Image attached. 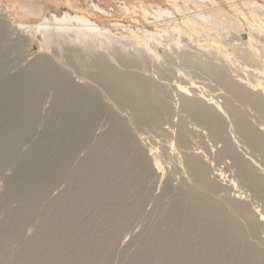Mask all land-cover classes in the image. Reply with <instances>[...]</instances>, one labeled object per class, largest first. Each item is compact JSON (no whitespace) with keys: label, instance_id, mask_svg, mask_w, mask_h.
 <instances>
[{"label":"bare ground","instance_id":"6f19581e","mask_svg":"<svg viewBox=\"0 0 264 264\" xmlns=\"http://www.w3.org/2000/svg\"><path fill=\"white\" fill-rule=\"evenodd\" d=\"M4 1L9 6H11L9 8H11L12 11L10 12H12V14H14V16H16L17 18L19 17V19L21 18H28V19L42 18L48 15V14L46 15V13H51V10H54V13L52 14L51 18L61 24L63 23V24L71 25L70 23L72 22L84 20L87 26L89 27L87 30H81L85 34V42L80 43L79 45H76V46L73 45V47L70 49H67L65 53L68 56V59L71 63L79 62L80 64L82 63L83 65L84 62L93 61L92 64L96 66L95 68L99 72L95 70L96 72H98V74L96 78L93 79L94 77L89 78L90 77L89 75H88L89 77L88 76L86 77V75L83 76L79 74V71L77 70L75 71L78 73V75L74 77L75 81L74 80L72 81L76 83V86H77L76 88H79L81 92H83L86 96H88L85 100L83 97V94H81L82 96L80 95V91L70 87L71 84L70 86H66V85L63 86L62 84L58 83L56 80H55L56 82L55 81L52 82L51 79L49 81H44L42 76L38 73V71L36 72L35 69H34L35 71L30 70V68L32 69L31 63L29 66H27L28 69H26L27 67H25L23 69L25 71L22 70L21 72L22 75L20 76L19 79L18 77L16 79H12L13 77L17 76V74L8 79L2 78V76L4 77L6 75H8L9 77L10 76L9 74H11L10 71L13 67L9 69L6 66V59L5 58L3 59L5 55L3 56L4 53L3 54L0 53V78H2L0 79V171H4V170L8 171L9 168L15 167V169L13 168L14 169V172H12L13 174L10 173L12 174V176L7 178L8 179L7 184L4 190L2 191V193L0 194V215L2 214L5 217L4 220L0 223V264H4L6 260L5 259L6 256L4 257L6 253L4 255L3 253L7 249V247L11 245L10 243L12 241L18 240L19 238L21 240L22 239L21 235H24L22 234L23 228L25 231H27L25 229L27 228L26 224H29L30 222H32L31 221L32 219L33 220L36 219V217L33 215H35L37 210H40L39 208L42 207V206L40 207V205L42 201L44 202L47 196H49L50 190H52V188L56 186L57 184L62 183L63 181L67 180L66 177L69 174H67L68 172L66 170L67 168L70 167V164L72 161L71 157L75 153V150L77 149V147L85 143V140L88 138L89 132H91V130H92L91 134L93 136H96L93 133L96 132L95 130L99 122L102 119H104L103 116L105 113L104 114L102 113L103 116L97 119L96 117H94L96 116L95 110H92V108H90L91 106H89L87 101H88V98L95 99L99 97L98 98L100 99L99 101L102 102L101 97L98 95L99 89H100V93H101V90L103 89L104 95L108 97V100L110 102L113 101L114 103L113 102L112 103L115 104L120 110L127 109L125 110V112L129 110L130 113L128 114L129 116L128 122L131 125H133V127L134 126L136 127L134 129H137V127H139L140 129L142 128L146 130L148 128L149 129L153 128L152 126H155L156 124H159L158 122L162 118H163L162 121H164V117L165 118L167 117V119H169L170 121V118L168 117H170L171 115L175 116V114L173 115L174 111L176 110V107L174 106H177V103L175 102L176 105L174 104L170 105L169 103H171L172 100L168 103V99H165V94H166L165 92L166 90L168 92V90L170 89L173 92V95L174 93L176 94L174 97H177V99L179 100L178 102H180L179 104L180 107L177 106V108L179 109L177 111L179 112V114L181 113L180 115L183 114L184 116H186L185 117L186 119L190 117V121L185 120V118H183L184 117L183 115H182L183 117L179 115L180 118H183V120L187 121V123L190 124L191 129H193L192 128L193 126L197 128L195 129L194 127L195 131L193 132L189 130L192 133V135L194 134L196 135V132H197V134L200 136L198 137V135H196L197 138L206 136L207 139L210 140L213 147L216 148V151H214L215 148L214 149L212 148L213 151L211 153L213 154V152H216L215 154H217L216 157L215 156L213 157L214 158L213 161H215L216 158H217L216 160L218 161V163H216L215 161V164H214V163H211L212 157L209 156L210 159L209 160L206 159L209 157H206L205 155L208 156L210 151L208 152L209 150L208 149L207 154H205L204 150H206L209 147L205 149L203 148L204 146H210V143L208 145L204 143V141L206 142L208 141V140H204V138H203L202 143H204L205 145L203 144L204 146L201 148L203 149V153H202V150L199 148L193 151L189 150L191 149V145L189 148V145L187 146V144L190 143V141H192V143L190 144L193 145L194 143L193 145L194 147H192V149H194L196 145L195 144L196 141L194 142L193 139L191 140V136H189L190 132H188V128L190 129V127L185 128V130H187L185 132L189 134L188 136L190 137V141H189V137L187 136V134H185L183 130L184 128H182L183 132L179 131L178 133L175 130L174 131L172 130L174 134L177 133V136L175 134L176 138L174 137L175 139H173L174 141H169L167 144H165L164 140H167V139L165 137H164L165 139L162 138V141L165 144L164 147L162 148L164 150L163 153L170 154L171 152L173 153L175 152L174 154L172 153L173 156L175 154L180 155V156L178 155L174 156V158L176 157V160H177L175 162L177 167L176 166L175 167L177 168V171H178V172L177 171L175 172H177L178 175L180 173V176L182 175L181 177L183 179L182 183L180 182L181 185L177 188H179L178 191L181 193L182 195L181 197L186 199V201H188L187 203H189L188 207L190 208H188V210L190 209V214L188 215H190L191 220L202 223V227H204L203 229H206L207 233H203L204 236L202 237L204 239V243H206L207 245L215 246V247L217 246L218 247H228L227 248L228 250L229 248H232V247L234 248L240 247L238 248L240 249V252L238 251L240 254L238 255V257L235 256V258L237 257L238 260H240L238 264H257L259 262L260 264L261 263L264 264V240L259 237L260 233H262L264 237V211H263L264 208L263 210H259V209H262L261 207L259 208L260 205H258L257 207L253 205L255 206L253 207L252 205L244 201L246 197L250 196L253 200H256V203L252 202L251 204H257V201H258L264 207V19H263L264 18V0H262L263 1L262 4L259 3V0H222L223 3H225L224 4L225 7H223L222 4H219L218 0H108L112 2V5L114 6L113 9L117 8L118 12L117 10L116 11L112 10L109 12L107 9L101 8L100 4L103 2V0H96L97 3L92 2L94 4V5L92 4L93 5L92 9L90 8L88 4V0L85 2L84 8H80V4L78 0H44V4H41V5L38 0H4ZM216 1H218V3ZM62 5L66 6L68 11H64L62 15L56 14L55 12H59L60 7ZM116 13H120L124 15L125 17L131 14L134 16L139 14L138 16L140 17V14H141L142 15L141 19L145 23L149 21V19H152L153 21L151 23L149 22L148 23L151 24L152 28L158 31L159 32L158 34L161 36L167 33L168 34L176 33L178 36L174 37L175 41L173 42V44L176 45V49L177 48L181 49L180 47H182V49H184L182 50L183 53L186 52L184 55H178L180 58L179 60L182 61V62L180 61L181 64H186L187 66H191L193 67L195 71L197 69H201L202 71H204L202 73H204L203 75L205 76L206 75L209 76V74L211 73L209 77L212 76L213 78L214 77L216 78L220 86V89H217V91H214L216 88L215 87L213 91L208 92L209 91L208 87H210L213 83L212 82L210 84L212 80L211 81L207 80V78L209 77L207 76L206 78L205 76L203 77L202 73L200 74V72H197L195 77L197 76L198 78L199 77L198 75L200 74L201 77L198 79L200 81L203 80V82H199L198 79L195 80V77L191 76L193 72L191 75L189 74L192 68L188 70L190 67L186 69L184 67L185 65L184 66L182 65L183 69L181 67L182 69L181 70L180 69L181 65L179 66L177 64L179 68L176 66L177 67L176 69L177 80L174 81V83H171L173 82L172 80H170L171 82L167 83L165 82L167 79H164V78L161 79V77H160V79L162 80L161 82H163V79L165 81L161 83L158 81L160 80L158 78V80L156 81H158L159 83L158 82L156 83L155 79L153 80L154 77H152L151 79L150 78L151 76L147 77L148 76L147 74H146L147 76H144L147 78H144V77H141L142 74L141 75L136 74L137 75L136 76V75L130 74L132 71L128 73L125 71L123 72L118 71L120 70L119 68L118 69L116 68L117 70L114 69L113 67L115 66L114 65L115 62L119 63L120 66H123V68L131 67L135 64L142 65L144 63H147L148 60L146 57L159 60L160 58L161 59L164 58L163 56L168 58L169 57L167 56L168 54H171V53L173 54L175 52V50H173L174 52L171 50V45L169 43H166V45L165 44L163 45L160 42L156 43V41H154V44H155L154 45L153 42L151 41L152 37H150L149 35L151 33H148V29L146 28L135 29L134 27L130 28V26L126 27L125 25H124V28H122V26H119L116 23H114L113 25L115 28L114 32L111 29V26L109 25H108L110 27L109 30L101 29L98 23L99 22L104 23V21L105 22L114 21ZM156 17H158L159 19H156ZM45 18H48V17H45ZM19 19L11 20V22L8 23V25H6L4 21L0 19V22H3L2 25H0V34H1L0 35V46H1L0 49L1 50L5 49V47L2 49L3 45L12 41V38H11L12 34H15L16 32H19L20 30L27 29V34L26 33L25 34L28 35V33L29 34L31 33L30 34L32 35L31 37H34L33 30L35 29V27L34 26L24 27L23 22L19 21ZM109 19H112V20H109ZM91 20H95V22H91ZM133 22L138 23L137 20L136 21L134 20ZM118 26L121 28H118ZM218 28H221V31H223V28H225L228 31L227 35H230V38L227 39V38L222 37L219 33ZM120 30L126 33L123 34L122 32H120ZM66 34L67 33H64L65 36ZM197 35L201 36V38L199 37L200 39L198 40L192 38V36H197ZM164 38L170 39L168 37H164ZM187 39L188 40L190 39V42L191 41L192 42L191 43L187 42ZM44 45L45 44L39 41L38 46H36L37 54H39L38 52L42 51V49H46ZM99 47L101 48L106 47V49L104 48L105 50L107 51L113 50L112 51L113 53L114 51L116 52L118 51L119 53L121 51L122 54L124 55L119 56L115 52L114 53L116 54V56L114 55L115 59L112 57V55L110 56L111 58L115 60L114 62V60L112 61L111 59V62L112 63L114 62L112 64V63H109L110 59H109L108 53L110 52H107L106 55H103V54L99 55L98 54L99 52L98 53L96 52V50H99L97 49ZM165 47H168V48H165ZM185 47H189V48L185 49ZM132 52L134 56L131 55ZM174 56H176V53H174V55H171L170 57H174ZM54 57L52 55L53 59H50L51 57L49 58L45 54V55H40L39 58L40 60L43 58L44 61L46 60V62L51 64L53 63V61L56 62L58 60V59L56 60ZM199 57H200V60H199ZM201 58H204V59L201 60ZM59 61L57 65L55 64L56 65L55 67H57L58 65H61L59 64L60 63ZM168 61L170 62V60ZM168 61H166L165 63H167ZM149 62L151 61L149 60ZM67 63L68 65L70 64L69 66H71V63L66 62V64ZM50 64L46 66H51ZM111 64L112 66L113 65L114 66L112 67ZM41 65H42V62H41ZM171 65H173L172 62H171ZM37 66H39V64H37ZM52 66H54V63ZM90 67H93V66L91 65ZM131 68H134V66ZM173 68L175 67H172V69ZM136 69L135 71L138 73ZM184 69L188 70V72H186ZM68 70L69 68H67V71ZM206 71L210 73L205 74ZM83 73H85V70ZM143 73L145 74V71ZM202 78H205L206 80ZM87 79H89L90 81L87 82ZM91 81L93 82L96 81V86L98 84L97 87L99 88L95 89L96 86L93 83L91 84L93 87L90 86L89 84L91 83ZM204 81H206V83H204ZM208 82H209V86H207ZM200 83L206 84L207 87L203 84L201 86H204L208 89L205 88L206 89L205 91L203 87L199 86ZM53 86H55V90H56L55 94L57 96V98L55 99L56 101L54 100L55 103L52 102V105L54 103V110L50 115L48 114L49 116L46 115L45 117L42 118L41 115L44 112L41 113L40 115V111L43 106L42 105L43 101L48 99L47 98L48 96L50 97L53 96V95H47V92L51 91L54 88ZM166 87L168 88L166 89ZM69 89H72L71 93H69ZM44 90H46V93ZM43 91L45 93L44 96H43ZM107 97H105L106 100H107ZM96 102L98 103V100ZM100 104L103 105V103H100ZM108 105L107 106L104 105L103 110L106 111V113L109 115L107 117H110L111 119L109 121V119L106 118V120L108 119L107 121H109L110 123V126L109 124H107L109 126L108 128L109 135L108 134L107 135L110 139L113 138L117 141V143L115 144L116 146L114 145L115 143L114 141H110V142H113L112 145H114V149L116 147V151L118 153L116 151L115 152L119 155L121 153H125V154L129 152L132 153L130 155H133L135 159L134 161H136L134 165L139 167V171L144 170V171H148L150 175L152 176L153 175L160 176V174L163 173L164 171L163 164L165 162L157 155L156 153L157 147L155 148L152 145L150 146L148 145L145 148V144L143 145L144 146L143 148L140 145L139 146L141 148L138 146V144L141 141H143V138H145V137H142V134L146 133V132L143 133V131H146V130L141 129L142 131V132L140 131L141 135H135L136 132L134 131H133L134 132L133 134L130 131L129 126L131 127V129H133V127L130 124H128L126 120L127 117L125 118L126 116L125 114L128 112L123 114L124 111L123 112L121 111L123 115H121V113L119 112L121 117L125 115L124 116L125 119H123L119 117L120 115L119 116H117L118 114L116 115V111L113 112V110H115L117 107L114 106L115 109L113 108L111 110L112 105L111 104L109 106ZM171 106L172 108L173 107L175 108L174 111L171 108ZM51 109L52 108H50L49 110ZM42 111H43V108H42ZM47 111L46 113H48ZM249 111L252 112L251 116L248 114ZM37 113L39 115L38 117L41 118L40 119L41 121H37L39 120V118H37ZM97 116L99 115L97 114ZM172 116H171V119H174V117ZM179 116H176V117H179ZM249 117H252V118H249ZM175 119L174 121L177 122ZM251 119H252V123H254L253 121H255L256 119L255 123L257 125L251 124L250 122ZM106 120H104V122ZM191 121L192 122L194 121V123H191ZM173 122L169 124L171 125ZM175 122L174 124H176ZM94 123H95V127H93ZM165 123L166 122H163V123L161 122L163 127H165L164 125L167 124ZM187 123L184 122V124H187ZM38 124H41L42 126ZM103 124L105 125L106 122ZM177 124L179 126V123ZM191 124H193V126ZM162 125L160 126L163 129ZM157 126L158 125H156V127ZM227 126L232 128V131L231 130L229 131L232 138L230 137L229 132L227 131L229 129V128L227 129ZM40 127L41 128L43 127L42 132L39 131L40 133H38V130L40 129ZM165 128H168L169 130L168 126ZM149 129H148V132L150 131ZM153 129H151V132L154 131ZM157 129H160V127H157ZM170 129H173V127H171ZM165 131L166 130H164V132ZM172 131H171V134H172ZM140 132H137V133L139 134ZM148 132L146 133L147 136L148 134L149 136H152V133L150 134V132L149 133ZM161 132L163 133V131ZM36 134H38V138L35 142H33L32 139L34 136H36ZM168 134H170V132ZM233 134L234 136H238V137L237 138L234 137ZM163 135L167 137L166 133L165 134L163 133ZM105 137L107 138V136ZM156 137L159 138L157 135L155 137H152L153 139H151L150 137L149 140L152 141L156 139ZM106 138H104L105 142L107 140ZM169 138L170 137H168V140ZM201 140L202 138L198 140L197 142H200ZM144 141L142 143H144ZM30 142H33V143L31 144ZM28 143H30L32 146L27 152H24L23 154L20 155V152H19L21 150L20 148H22L23 145L26 146V144ZM107 144L109 145V143ZM152 144H154V142ZM98 147H100L99 143H98ZM27 148H28V145H27ZM109 148L110 147H108V149ZM238 148L246 149L245 151L247 153L246 157L242 156L243 155L242 153H244L245 155V152L244 151L240 152L242 150L241 149L239 150ZM100 149H102V147H100ZM104 150L102 152H104ZM238 152H240L241 154H239ZM99 153L100 152H98V154ZM96 154H97V151H96ZM212 154H209V155H212ZM121 155L123 156V154ZM76 156L74 155L73 157L75 158ZM84 156H86V154ZM125 156L126 155H124L123 158ZM170 156L171 154L169 156L166 155L165 157L169 158ZM133 157L131 156L130 159ZM203 157H205L206 160L203 159ZM85 158H87V156ZM101 158L102 157H100L99 159ZM94 159H97V158H94ZM106 160L104 158V163ZM119 160L121 161V159ZM209 161H211L210 166H213V164L214 166H217L220 163L222 165L221 169H219L220 168L219 167L220 164H219L217 167L218 168L217 170L215 169V170L210 171L209 169L210 167L207 163ZM74 162L76 164V161ZM100 162H103V160L101 159ZM177 162H179V164H177ZM94 163L96 164V162ZM94 163L93 164L90 163L91 167L92 165H94ZM87 164L88 163H86L85 161L84 168L86 167ZM99 164L100 163H98L97 165L100 166ZM94 166L93 168H95ZM107 166H105V168H107ZM132 168H134V166ZM95 169H97V173L100 171L97 167ZM172 169L174 171L175 168H172ZM68 170L70 171V169ZM91 170L92 169H90V172ZM105 170L107 172L108 169H105ZM71 171H72V168H71ZM102 171H103L102 173H104V170ZM132 171L134 170L132 169ZM88 172L89 170L87 171V173ZM106 172L105 174L108 173ZM114 172L117 173L115 169H114ZM83 173L84 172H82V177H84ZM136 173H134V175ZM70 174H72V172ZM79 174L81 173L79 172ZM7 175H9V173ZM210 175H212V177ZM143 176H144V173H143ZM79 177L81 176L79 175ZM87 177L89 178V176ZM93 177L94 176H92V178ZM141 177L142 175H140L139 177L140 180H141ZM79 179L83 180L82 178H78V180ZM100 179L102 178L100 177ZM116 181L117 180H115V183ZM72 184H71V188H73ZM74 184H76V182ZM87 188H88V185H87ZM94 188H96V186ZM83 191H84V188L82 187L79 188V192L76 193V195L78 194L77 198L84 196ZM176 191H174V193H176ZM229 191H232V194L229 193ZM74 192H75V188H74V191H72V193ZM222 192L224 194L225 193L227 194L228 192L231 195L229 197V194H227L228 196L223 198V196H220ZM245 192L250 193L249 196H246ZM67 194L69 195L68 191L65 192L64 197L62 199H60L59 201L56 200L58 202L56 203L54 202L55 204H53L52 202L53 205L52 206L50 205V208L47 209L48 212L45 210L47 212L46 213L47 222L44 220L42 221L47 223L48 228H46L45 230L46 232L42 233L41 231L40 233L42 234L36 235L35 237L36 239L34 242H32L31 240L30 242L32 243L27 244L26 248L24 249L22 248L23 249L22 254H20L19 257L16 260H14L15 262L12 263V262L6 261L7 264H11V263L12 264H28L31 262H32L31 264L33 263L34 264H103V263L105 264L106 263L109 257L108 255L111 250V246H112L111 243L114 242L118 236L113 231L114 234H111L110 236L108 235L105 239L106 241L104 240L106 242V245H105L106 247L104 245H101L98 242V243L93 244L90 250H88L89 247L86 249V246L84 247L85 248L84 249L83 248L84 245L82 246V244L79 243V240H81L82 236L83 237L85 236L83 235V233H85L89 229V225H88V222L87 223L82 222L84 223L82 224V228L79 229L78 231L76 230L77 228L75 226L77 225V223L74 226L76 220L74 221V224L72 220L73 219L72 214L74 212L73 209H71V207L69 208L68 206H67L68 208H65L64 206L62 207V205L66 203L65 199L68 197ZM76 195H73V196H76ZM85 197H89V196H85ZM219 197H222V198H219ZM12 201L14 203L15 202L18 203V206L16 208L14 207V209H12L10 206ZM46 201H49V200H46ZM103 201H104V198H103ZM72 204L74 205V203ZM140 205H143V204H140ZM48 207L49 206H47V208ZM97 208L99 209L100 205ZM101 210H104V209H101ZM75 211H76V208H75ZM75 214L77 218L78 217L77 213ZM48 216L50 220H48ZM88 217L87 219L90 220V218ZM104 217H106V215H104ZM107 218H109V216H107ZM110 218H113V217H110ZM35 223L37 222L35 221ZM124 227L125 226H123V228ZM124 229L122 231H124ZM115 230H118V229H115ZM89 234L87 233V235ZM144 234L146 235V233ZM90 236H94V234H90ZM23 238L25 237L23 236ZM75 238H76V241H75ZM99 238H97V241ZM102 239L103 238H100V240ZM118 239L120 240L121 237ZM25 240L27 242L26 238ZM84 240L86 241V239ZM102 241L100 242L102 243ZM140 242L142 243V241ZM118 245L119 244H117L116 247ZM165 246L168 247L167 245ZM132 247L133 246H131V248ZM133 248H137V246L136 247L134 246ZM8 250H11V249H8ZM148 250L150 251V248ZM158 251L159 250H157V252ZM157 252H153V253L157 254ZM159 252L158 254H160ZM222 252L224 251L222 250ZM156 254L155 256H157ZM233 254L234 253H232V256ZM129 255H130V252H129ZM153 258H151L150 256L149 258L146 257V259L145 257L143 258L141 257V259L136 261V263H132V262L130 263L132 264H151V260ZM112 259L110 260L112 261ZM125 260L126 258L123 261ZM166 264H169V263H166ZM235 264H237L236 261H235Z\"/></svg>","mask_w":264,"mask_h":264},{"label":"rangeland","instance_id":"374dc122","mask_svg":"<svg viewBox=\"0 0 264 264\" xmlns=\"http://www.w3.org/2000/svg\"><path fill=\"white\" fill-rule=\"evenodd\" d=\"M39 2H40V5L41 4H44V0H38ZM79 1V4H80V8H84L85 7V2L87 1V0H78ZM219 1V4H222L223 5V7H225V3H223V1L222 0H218ZM218 1H216L217 3H218ZM92 2H95V3H97L96 2V0H94V1H92V0H88V4H89V6H90V8L92 9V7H93V3ZM262 0H259V3L260 4H262ZM93 4V5H92ZM218 4V5H219ZM79 6V5H78ZM9 7H11V6H9L4 0H1L0 1V19H2L3 21H4V23L6 24V25H8V23H10L11 22V20H13V19H19V17L17 18L16 16H14V14H12V12H10V11H12V9L11 8H9ZM100 7L101 8H104V9H107L109 12L110 11H112V10H114V11H116L117 10V12H118V9L117 8H114L113 9V5H112V2L111 1H108V0H103V2L100 4ZM64 11H68V9H67V7L66 6H61L60 7V10H59V12H55L56 14H60V15H62L63 13H64ZM9 13V14H8ZM11 13V14H10ZM54 13V10H51V13H46V15L47 16H45V17H48V18H45V17H42V18H37V19H33V18H30V19H28V18H21V19H19V21H21V22H23V25H24V27H27V26H34L35 27V29L33 30V36L35 37H31L32 35H30L29 33H28V35H26L27 34V29H25V30H20L19 32H16L17 33V35H16V33L15 34H12V36H11V38H12V41H10V42H8V43H6L5 45H3V47H2V49L5 47V49H3V50H1L0 49V53H4L3 54V59L5 58L6 59V66L9 68V69H11L12 67V69H11V71H10V73L11 74H9L10 76L8 77V75H6V76H2V78H5V79H8V78H10V77H12V76H15L16 74H17V76H15V77H13L12 79H16L17 77H18V79L20 78V76L22 75L21 74V72H22V70L25 68V67H27V66H29L30 65V63H31V67H32V69L30 68V70H36V72L38 71V73L42 76V78H43V80L44 81H49L50 79H51V81L53 82V81H57L58 83H60V84H62L63 86H70V84H71V86L70 87H72L73 89H77L78 91H80L79 90V88H76L77 86H76V83L74 82L75 81V78L74 77H76V75H78V73L77 72H75L76 70L77 71H79V74H81V75H86V77L88 76L89 78H93V79H95L96 78V76H97V74H98V70L95 68L96 66L94 65V64H92V62L93 61H87V62H84L83 63V65H82V63L80 64L79 62H74V63H71L70 61H69V59H68V56L66 55V53H65V51L67 50V49H70V48H72L73 47V45L74 46H76V45H79L80 43H84L85 42V34H84V32L83 31H81V30H87L89 27L87 26V24H86V22L84 21V20H81V21H76V22H72V23H70L71 25H67V24H61V23H59V22H56L55 20H53L51 17H52V14ZM2 15V16H1ZM12 15V16H11ZM139 14H137L136 16H134V15H129V16H127V17H125L124 15H122V14H120V13H116V15H115V22L114 21H112V22H105L104 21V23L103 22H99L98 23V25L101 27V29H107V30H109V26H111V29L113 30V32L115 31V28H114V23H116L117 25H119V26H122V28H124V25L126 26V27H129L130 26V28H135V29H143V28H146V29H148V33H151V34H149L150 35V37H152L151 38V41L153 42V44H154V41H156V43H158V42H160V43H162L163 45L165 44L166 45V43H169L170 45H171V50L173 51V50H175V52L174 53H176V56H174V57H170L171 55H174V53L172 54H168L167 56H169L168 58H166L165 56H163L164 58H162V59H164V60H162L161 58V60L159 59V60H157V59H151V58H148V57H146L147 58V63H144V64H142L143 65V67H142V65L141 64H135V65H133L134 66V68H131V67H133V66H131V67H124L123 68V66H120V64L119 63H117V62H115V58H114V55L116 56V54H118L119 56H123L124 54H122V52L120 51V53L117 51H114V53L116 52V54H114L112 51L113 50H109V51H107V50H105L106 49V47H99V48H97V49H99V50H96V52L99 54V55H106L107 54V52H110V53H108L109 54V59H110V61H109V63H112L111 62V59H112V61L114 60V67L112 66V64H111V66L114 68V69H120V70H118V71H121V72H123V71H125V72H128V73H130L131 71V73L130 74H133V75H136V74H139V75H141L142 74V76L141 77H144V76H147V77H150L151 79H152V77H154L153 78V80L155 79V81L156 80H158V78L160 79V77H161V79L162 78H164V79H167V80H169V81H165L164 79H163V82L165 81V82H171L170 80H172L173 82H171V83H174V81H176L177 80V78H176V69H177V67H178V65L180 66V69H181V67H182V65L186 68V69H188L189 67V69L188 70H190L191 68L193 69V67H191V66H187L186 64H181V60H179L180 58H179V56L178 55H184L185 53H183V51L182 50H184V49H182V47H180L181 49H176V45H174L173 44V42L175 41V39H174V37H176V36H178L176 33H173V34H165V35H163L164 37H168V38H170V39H167V38H164L163 36H161V35H159L158 33V31H156L154 28H152V26H151V24H149V23H151L153 20L152 19H149V21H147L146 23L141 19V14H140V17L138 16ZM4 17V18H3ZM14 17H16V18H14ZM156 19H159L158 17H156ZM264 19V18H263ZM108 20V19H107ZM109 20H112V19H109ZM138 21V23H136V22H133V21ZM91 22H95V20H91ZM149 22V23H148ZM2 23L3 22H0V25H2ZM39 23V24H38ZM97 23V22H96ZM36 24V25H35ZM109 25V26H108ZM141 25V26H140ZM118 26V28H121V27H119ZM80 29V30H79ZM219 29V33H220V35L222 36V37H224V38H227V39H229L230 38V35H227V30L225 29V28H223V31H221V28H218ZM21 32H23V33H21ZM60 32V33H59ZM62 32V33H61ZM120 32H122L123 34H125L126 32H124V31H122V30H120ZM26 33V34H25ZM64 33H67L66 34V36H67V38H66V36L64 35ZM61 34H63V35H61ZM1 35V34H0ZM30 35V36H29ZM22 36V37H21ZM48 37V38H47ZM114 37V36H113ZM201 38V36H199V35H197V36H192V38H194V39H200ZM32 38V39H31ZM34 38V39H33ZM36 40V41H35ZM39 41H41L43 44H45L44 45V47L46 48V49H42V51H40V52H38L39 54H37L36 53V50H37V47L36 46H38V43H39ZM20 42V43H19ZM187 42H189V43H191L190 42V39L188 40L187 39ZM32 43V44H31ZM3 44V43H2ZM161 44V45H162ZM155 45V44H154ZM35 46V47H34ZM0 48H1V46H0ZM101 48V49H100ZM105 48V49H104ZM165 48H168V47H165ZM186 48H189V47H185V49ZM198 48V47H197ZM105 51H104V50ZM45 50H47V51H45ZM2 51V52H1ZM45 51V52H44ZM43 54H42V53ZM47 52V53H46ZM106 52V53H105ZM168 52H170V51H168ZM41 53V54H40ZM101 53V54H100ZM113 53V54H112ZM46 54V56H48L50 59H53L52 58V55H53V57L54 56H56V57H54L57 61L56 62H54L53 61V63H54V66H52L53 65V63H48V62H46V60L44 61L43 60V58L40 60V55H45ZM121 54V55H120ZM57 55H58V57H57ZM112 55V57L114 58H111L110 56ZM118 55H117V57H118ZM131 55H133L134 56V54H133V52L131 53ZM28 57V58H27ZM64 58V59H63ZM166 58V59H165ZM172 58V59H171ZM39 59V60H38ZM54 59V60H55ZM170 60V62L168 61V60ZM202 59H204V58H201V60ZM36 60H38V61H36ZM59 60H61V61H59ZM149 60L151 61V62H149ZM154 60V61H153ZM168 61L167 63H165L166 61ZM199 60H200V57H199ZM42 62V65H41V62ZM58 61L60 62L59 64H61V65H58L57 67H55L56 65H57V63H58ZM62 61H63V63H62ZM158 61H159V63H158ZM181 61V62H180ZM34 62H35V64H34ZM40 62V63H39ZM65 62V63H64ZM66 62H69V63H71V66H69L68 65V63L66 64ZM91 62V63H90ZM171 62L173 63V65H171ZM39 64V66H37V64ZM77 63V64H76ZM88 65H87V64ZM169 63V64H168ZM180 63V64H179ZM44 64V65H43ZM51 65V66H46V65ZM56 64V65H55ZM67 66H66V65ZM72 64H74V65H72ZM76 64V65H75ZM175 64V65H174ZM178 64V65H177ZM79 65V66H78ZM92 65L93 67H90V66ZM41 66V67H40ZM69 68V70L67 71V68ZM69 66V67H68ZM116 66H118V67H116ZM162 66V67H161ZM177 66V67H176ZM20 67V68H19ZM42 67H44V68H42ZM46 67V68H45ZM48 67V68H47ZM64 67V68H63ZM71 67V68H70ZM74 67H76V68H74ZM78 67V68H77ZM89 67V68H88ZM139 67V68H138ZM172 67H175V68H173L172 69ZM42 68V69H41ZM84 68H86V69H84ZM127 68H128V70H127ZM136 68H138V69H136ZM155 68V69H154ZM179 68V67H178ZM20 69V70H19ZM26 69H28V67L26 68ZM44 69V70H43ZM57 69V70H56ZM66 69V70H65ZM75 69V70H74ZM80 69V70H79ZM87 69H88V71H87ZM92 69V70H91ZM116 69V70H117ZM135 69L138 71V73L135 71ZM140 69V70H139ZM175 69V70H174ZM182 69H183V67H182ZM181 69V70H182ZM186 69H184L186 72H188V70H186ZM190 70L189 72V74L191 75L192 74V72H193V74L191 75V76H193V77H195V75H196V73L197 72H200V74L202 73V72H204V71H202L201 69H197V70H199V71H195L194 69L193 70ZM34 70V71H35ZM46 70V71H45ZM59 70V71H58ZM63 70V71H62ZM84 70H85V73H83L84 72ZM98 71V72H96V71ZM141 70H143V71H141ZM164 70V71H163ZM166 70V71H165ZM183 70V71H184ZM23 71H25V70H23ZM40 71V72H39ZM47 72V73H45V72ZM65 71V72H64ZM66 71H67V73H66ZM71 71V72H70ZM73 71V72H72ZM92 71H94V72H92ZM141 71V72H140ZM145 71V74L143 73ZM175 71V72H174ZM13 72V73H12ZM18 72V73H17ZM90 72V73H89ZM92 72V73H91ZM95 72H96V74H95ZM9 73V72H8ZM51 73H52V75H51ZM56 73V74H55ZM76 73V74H75ZM83 73V74H82ZM89 73V74H88ZM93 73H94V75H93ZM165 73V74H164ZM207 73H210V72H207L206 71V73L205 74H207ZM19 74V75H18ZM59 74V75H58ZM64 74V75H63ZM66 74H67V76H66ZM70 74V75H69ZM147 74V75H146ZM151 74V75H150ZM158 74V75H157ZM200 74L198 75L199 77L198 78H200L201 76H200ZM204 73H202V76L204 77L205 75H203ZM211 74V73H210ZM210 74H209V76H210ZM69 75V76H68ZM72 75V76H71ZM154 75V76H153ZM160 75V76H159ZM162 75V76H161ZM214 75V74H213ZM217 75V74H216ZM56 76H57V78H56ZM63 76V77H62ZM92 76V77H91ZM137 76V75H136ZM158 76V77H157ZM207 77H209L208 75H206ZM206 76H205V78H206ZM140 77V76H139ZM147 77H144V78H147ZM212 77V76H211ZM209 77V78H207V80H212L211 82H210V84L212 83V85L210 86V87H208L209 88V91L208 92H211V91H213V89L215 88V90L214 91H217V89H220V86H219V84H218V82H217V80H216V78L214 77ZM2 78H0V79H2ZM73 78V79H72ZM197 78V76L195 77V80H197L198 79ZM205 78H202V79H205ZM211 78V79H210ZM52 79H54V80H52ZM62 79V80H61ZM69 79H71V80H69ZM158 80L159 82H161L162 80ZM68 80H69V82H68ZM72 80H74V81H72ZM199 80V79H198ZM206 80V79H205ZM55 81V82H56ZM90 80L89 79H87V82H89ZM158 81H156V83L158 82ZM158 82V83H159ZM163 82H161V83H163ZM198 82V81H197ZM199 82H203V80H199ZM198 82V83H199ZM73 83H75V84H73ZM95 84V86H96V81H91V83L89 84L90 86H92L91 84ZM204 83H206V81H204ZM72 84H73V86H72ZM203 84V83H202ZM201 83L199 84V86H201L202 85ZM203 85H205L206 86V84H203ZM94 86V87H95ZM97 86H98V84H97ZM95 87V89L97 88H99V87ZM207 86H209V82H208V85ZM206 86V87H207ZM54 88L52 89L53 90V92H52V90L51 91H49V92H47V95H53V96H48L47 98L48 99H46V100H44L43 101V106H42V108H43V111H42V108H41V111H40V115H41V113H43L41 116H42V118L43 117H45L46 115L47 116H49L52 112H53V110H54V100L57 98V96H56V90H55V86H53ZM93 87V86H92ZM201 87H203L204 89L206 88V87H204V86H201ZM219 87V88H218ZM168 87H166V89H167ZM208 88H206V89H208ZM206 89H205V91H206ZM170 90V89H169ZM169 90H168V92H167V90H166V94H165V99H168V103L171 101V103H169L170 105H172V104H174V105H176V103H177V106H179L180 107V102H178L179 100L177 99V97H174L176 94L174 93V95H173V92L170 90V92H169ZM45 91V93H46V90H44ZM44 91H43V96H44ZM72 92V89H69V93H71ZM169 93V94H168ZM172 95H171V94ZM81 94H83V97H84V99L86 100V98L88 97V96H86L83 92H81L80 91V95ZM102 94V95H101ZM106 94V93H105ZM100 97H101V101L102 102H100L99 100L100 99H98V98H88V104H89V106H91L90 108H92V110H95V114H96V116H94V117H96L97 119L98 118H100L101 116H103L102 115V113L104 114V116H103V118L104 119H102L100 122H99V124H98V126H97V128H96V132L95 133H93L94 135H96V136H93L91 133H92V130H91V132H89V135H88V140H90V141H88L87 139V141L85 140V143H83V144H81L79 147H77V149L75 150V153L73 154V156L75 155H77L75 158L72 156L71 157V159H72V161H71V164H70V167L69 168H67V174H69V175H67V177H66V179L67 180H65V181H63L62 183H59V184H57L56 186H54L53 188H52V190H50V193H49V196H47V198L44 200V202L42 201V203H41V205H40V207L41 208H39L40 210H37V212L35 213V215H33V216H35L36 217V219H32L31 221L32 222H30L29 224H26V227L27 228H25L27 231H25L24 230V228H23V230H22V234H24V235H21L20 237L22 238L21 240H20V238L18 239V240H16V241H12L10 244L11 245H9V246H11V247H7V249L4 251V253H3V255H4V257H5V262H4V264H7L6 263V261L7 262H15L14 260H16L18 257H19V255L20 254H22V250L24 249V248H26L27 247V244H30V243H32V242H34L35 241V237H36V235H40V234H42V233H45L46 231V228H48V226H47V209H49L50 208V205L52 206L53 204H55L56 202H58L60 199H62L63 197H64V194H65V192H69V195L67 194V198L65 199L66 201V203H64L63 205H62V207L64 206L65 208H70L71 207V209H73V211L75 212V213H77V218H76V214L73 212V214H72V220H73V224H74V221H75V224H74V226L76 225V223H77V225L74 227L77 231L79 230V229H81L82 228V224H84V223H82V222H88V225H89V229L86 231L88 234L90 233V234H94V236H90V234L89 235H87V233L85 232V233H83V235H85L84 237L82 236V238H81V240H79V243H81L82 244V246H83V248L86 246V249L88 248V250H90V248L92 247V245L93 244H95V243H100L101 245H106V237L109 235H111V234H116L118 237H117V239L114 241V242H112L111 243V250H110V253H109V257H108V260L106 261V263L105 264H125V263H127V264H132V263H136V261H138L139 259H141V257L143 258V257H145V259H146V257H148L149 258V256L151 257V258H153L152 260H151V264H166V263H169V264H235V261H236V263L238 264V262L240 261V260H238V255L240 254L239 252H240V249H238V248H240V247H232V248H229V250L227 249L228 247H218L217 245V247H215V246H209V245H207L206 243H204V239H203V237L202 236H204L203 235V233H207V231H206V229H203L204 227H202V223H200V222H196V221H193V220H191V217H190V215H188V214H190V209L188 210V208H190V207H188V204L189 203H187L188 201H186V199H184L183 197H181L182 195H181V193L178 191V189L179 188H177V187H179L180 185H181V183H182V175L180 176V173H179V175H178V171H177V165L175 164V162L177 161L176 160V157L174 158V156L176 155H172V153L173 152H169L170 154H171V156L169 157V158H167V157H165L166 155L167 156H169L170 154H166V153H163L164 152V150L162 149L163 147H164V145L165 144H167L169 141H174L173 139H175L176 137H175V134H176V136H177V133L180 131H182L183 132V130H184V132L185 131H187V130H185V128H187V127H190V129L188 128V132H190V131H195L194 130V127L195 126H193V124H191L193 127V129H191V126H190V124H188L187 123V121L189 120L190 121V117H188L187 119L185 118L186 116H184L183 114V116L182 115H180L179 114V112L177 111V110H179L178 108H177V106H174V107H176V110H175V108L173 107L172 108V106H171V108L173 109V111L175 110L176 111V113H175V111H174V113H173V115L175 114V116H172V117H174V119L177 121V122H175L174 121V119H171V116L170 117H168V118H170V121H169V119H167V117L165 118L164 117V121H162L163 120V118L158 122L159 124H156V125H158L157 127H160V129H162L161 128V126L160 125H162L161 124V122L163 123V122H166L165 124L169 127V130H168V128H165V127H167L166 125H164L165 127H163V125H162V127H163V129L164 130H168L169 132H170V134H168L169 132L167 131H165L164 132V130L162 129V130H160V129H157V127H156V125L155 126H152L153 128H151V129H153L154 131L153 132H151V129H149L150 131V134L152 133V136H149V134H148V136H147V132H148V129L146 130V129H142V130H146V131H143V133L144 132H146V133H144V134H142V137H145V138H143V141H144V143H142L143 141H141L140 143H142V144H140L139 142V144H138V146L140 145L142 148L144 147L143 145L145 144V148L149 145H152V146H154L155 148H156V150H157V155L165 162L164 164H163V168H164V171H163V173H161L160 174V176H152V175H150V173L148 172V171H144V170H141V171H139V167L138 166H136V165H134L135 164V162L136 161H134L135 159H134V157H133V155H130V154H132V153H121V154H123V156L124 155H126L124 158H123V156L120 154H117L118 152L116 151V147H115V149H114V145L117 143V141L115 140V139H113V138H109L108 137V131H109V126H110V123H109V121L111 120L110 119V117H107V116H109L107 113H106V111H104L103 109H104V105H108L109 104V100H108V97L106 96V95H104V92H103V89L101 90V93H100V89H99V94H98ZM167 95H168V97H167ZM171 95V96H170ZM82 96V95H81ZM97 97V96H96ZM103 97V98H102ZM105 97H107V100H106V98ZM172 97V98H171ZM174 98H175V100H174ZM53 99V100H52ZM98 100V103L96 102ZM177 100V101H176ZM56 101V100H55ZM92 101V102H91ZM108 101V102H107ZM49 102V103H48ZM52 102H54L53 103V105H52ZM94 102V103H93ZM97 104H96V103ZM113 101H111L110 102V104L112 105L113 103H112ZM174 102V103H173ZM176 102V103H175ZM45 103V104H44ZM91 103V104H90ZM100 103H103V105H101ZM104 103H106V104H104ZM109 104V105H110ZM101 105V106H100ZM108 105V106H109ZM45 106V107H44ZM117 107L115 104H113L112 105V108H111V110L114 108L115 109V107ZM48 107H49V109L50 108H52L51 110H49L48 109ZM94 107V108H93ZM111 107V106H110ZM116 109H118V110H116ZM115 110H113V112L114 111H116V115L117 116H119L120 115V113H121V111L123 112V114H125L126 112H128V113H126L124 116H125V118H126V120H127V122H128V120H129V116H128V114L130 113L129 112V110L128 111H126L125 112V110H127V109H123V110H120L118 107L116 108ZM45 110V111H44ZM48 110V111H47ZM120 110V111H119ZM46 111L48 112V113H46ZM120 112V113H119ZM178 112V113H177ZM49 114V115H48ZM97 114L99 115V116H97ZM113 114H115V113H113ZM122 113H121V115H123ZM177 114V115H176ZM248 114L251 116L252 115V112H248ZM121 115L119 116V117H121ZM181 117H183V118H185V120H187V121H185V120H183V118H180V116ZM39 115H38V113H37V118H39L38 117ZM124 116L123 117H121V118H123V119H125L124 118ZM176 116H179V117H176ZM106 118H108L109 119V121H107L106 120ZM249 118H252V117H249ZM41 118H39V120H37V121H41L40 120ZM167 119V120H166ZM96 120V119H95ZM104 120H106L105 122H106V124L104 125L103 123H105L104 122ZM171 120H173L176 124H174V122L173 121H171ZM253 120H254V118H253ZM169 121V122H168ZM179 121H181V122H179ZM183 121V122H182ZM171 122H173L171 125L169 124V123H171ZM184 122L185 123H187V124H184ZM250 122H251V124H255V125H257L255 122H256V119H255V121H253L254 123H252V119L250 120ZM177 123H179V126H178V124ZM183 123V124H182ZM190 123V122H189ZM191 123H194V121L192 122L191 121ZM103 124V125H102ZM107 124H109V126L107 125ZM128 124H130L129 122H128ZM38 125H41V124H38ZM94 126L93 127H95V123L93 124ZM107 125V126H106ZM131 125V124H130ZM173 125V126H172ZM189 125V126H188ZM42 126V125H41ZM103 126V127H102ZM132 127H133V125H131ZM176 126V127H175ZM178 126V127H177ZM102 128V130H101V128ZM155 127H156V129H155ZM171 127H173V129H170ZM39 128V127H38ZM37 128V129H38ZM43 128V127H42ZM42 128L40 127V129L38 130V133H40V132H42ZM108 130H107V129ZM134 128H136L135 126L133 127V129H131V127L129 126V129H130V131L134 134V132H140L141 131V129L139 128V127H137V129H134ZM177 130H176V129ZM182 128H184L183 130H182ZM229 128V129H228ZM93 129V128H92ZM195 129H197L196 127H195ZM227 131L229 132L230 130L232 131V128L231 127H229V126H227ZM136 130V131H135ZM156 130V131H155ZM159 132H158V131ZM175 130L177 133H175L174 134V132L173 131ZM190 130V131H189ZM40 131V132H39ZM134 131V132H133ZM161 131H163V133L165 134L166 133V135H167V137L165 136V135H163V133L161 132ZM171 131H172V134H171ZM142 132V131H141ZM141 132L138 134H136L135 133V135H141ZM148 132V133H149ZM155 132H156V134H155ZM161 132V133H160ZM158 133H160V134H158ZM108 134V135H107ZM163 135V137H162V135ZM185 134H187V136L189 135V136H191V140L193 139L194 140V142L196 141H198V140H200L201 138H202V140L200 141V142H195V148L194 149H192V147H194L193 145H194V143H193V145L192 144H190V143H192V141H190V137H189V141H190V143H188L187 144V146L189 145V148H190V145H191V149H189V150H191V151H193V150H196V149H201L205 144L204 143H206L207 145L210 143V146H204V148L203 149H205V148H207V147H209V148H207L206 150H204L205 152V154H207V150H208V152H209V154H212L211 152L213 151L212 150V148L214 149L215 147H213V145L211 144V142H210V140H208L207 139V137L206 136H202L201 138H197L196 137V135H198L197 134V132H196V135L194 134V135H192V133L190 132L189 134L187 133V132H185ZM100 135V136H99ZM144 135V136H143ZM153 135H155V136H157L158 135V137L159 138H157L156 137V139H154V140H149L150 139V137H151V139H153L152 137H155V136H153ZM172 135H174V136H172ZM229 135H230V132H229ZM236 135V134H235ZM105 136H107V138L105 137ZM233 136H234V134H233ZM95 137V138H94ZM100 137V138H99ZM167 139V140H164V142H165V144L163 143V141H162V138L163 139H165V138ZM168 137H170L169 138V140H168ZM172 137V138H171ZM175 137V138H174ZM193 137V138H192ZM198 137H200L199 135H198ZM230 137H231V135H230ZM234 137H238V136H234ZM37 138H38V134H36V136H34L33 137V139H32V141L33 142H35L36 140H37ZM94 138V139H93ZM104 138H106L107 140H106V142H105V139ZM196 138H197V140H196ZM203 138H204V140H208L207 142L206 141H204V143H202L203 142ZM232 138V137H231ZM107 141H109V142H107ZM110 141H114L115 143H114V145H112L113 144V142H110ZM161 141H162V143H161ZM188 141V142H189ZM33 142H30L31 144L33 143ZM87 142V143H86ZM154 142V144H152ZM155 142H157V143H155ZM159 142V143H158ZM30 143H28V144H26V146L25 145H23L22 146V148H20L21 150L19 151L20 152V155L21 154H23L24 152H27L29 149H30V147L32 146ZM98 143H99V146L100 147H102V149L104 150L105 148V150H104V152H102L103 150L102 149H100V147H98ZM107 143H109V145L107 144ZM87 144V145H86ZM93 144V145H92ZM107 144V145H106ZM162 144V145H161ZM200 144H201V146H200ZM204 144V145H203ZM27 145H28V148H27ZM97 145V146H96ZM94 148H93V147ZM116 146V145H115ZM139 146V147H140ZM162 146V147H161ZM198 146V147H197ZM200 146V147H199ZM108 147H110L109 149H108ZM112 147H113V149H112ZM140 147V148H141ZM82 148V149H81ZM88 148V149H87ZM211 148V149H210ZM23 149H24V151H23ZM95 149H97V150H95ZM163 151H162V150ZM187 149H188V147H187ZM203 149H201L202 150V153H203ZM239 150L241 149V148H238ZM78 150V151H77ZM93 150V151H92ZM99 150V151H98ZM110 150H112V151H110ZM114 150V151H113ZM200 150V151H201ZM242 151H240V152H245L246 151V149H241ZM23 151V152H22ZM77 151V152H76ZM82 151V152H81ZM96 151H97V154H98V152H102L101 154L99 153L98 155L96 154ZM108 151V152H107ZM117 153H116V152ZM214 151H216V148H215V150ZM19 152H18V154H19ZM110 152V153H109ZM113 152V153H112ZM115 152V153H114ZM240 152H238L239 154H241ZM248 152V151H247ZM83 153V154H82ZM90 153V154H89ZM95 153V154H94ZM104 153V154H103ZM106 153V154H105ZM107 153H109V154H107ZM175 153V152H174ZM173 153V154H174ZM216 152H213V154L212 155H209L208 154V156L207 155H205L206 157H212V162L211 161H209V162H207L208 163V165H209V169H210V171H212V170H217L218 168V165L220 164H218L217 166H214V164H215V161H216V163H218V161L215 159V161H213V157L215 156H217V154H215ZM80 154H82V155H80ZM86 154V156H87V158H85L86 156H84ZM88 154V155H87ZM92 154H94V155H92ZM102 154H103V156H102ZM115 154V155H114ZM128 154V155H127ZM243 155L242 156H244V157H246V155H247V153L245 152V155H244V153H242ZM80 155V156H79ZM96 155H97V157H96ZM101 155V156H100ZM130 155V156H129ZM178 156H180L179 154H177ZM176 155V156H177ZM95 156V157H94ZM118 156H120V157H118ZM122 156V157H121ZM133 157V158H131L130 159V157ZM82 157V158H81ZM100 157H102L101 159L103 160V162H100V160L101 159H99ZM210 157L209 158H206L207 160H209L210 159ZM77 158V159H76ZM83 158H85V159H83ZM89 158V159H88ZM94 158H97V159H94ZM104 158H105V163H104ZM178 158V157H177ZM259 158V157H258ZM90 159H92V160H90ZM111 159H113V160H111ZM119 159H121V161L119 160ZM122 159H124V160H122ZM169 159V160H168ZM172 159V160H171ZM180 159V158H179ZM178 159V160H179ZM203 159H205V157H203ZM205 159V160H206ZM260 159V158H259ZM114 160H115V162H114ZM168 160V161H167ZM181 160V159H180ZM179 160V161H180ZM74 161H76V164H78V165H76L75 164V162ZM80 161H81V163H80ZM85 161H86V163H88L87 165H86V167L84 168V165H85ZM91 161V162H90ZM119 161H120V163H119ZM132 161V162H131ZM170 161H172V162H170ZM79 162V163H78ZM94 162H96V164L94 163ZM109 162V163H108ZM130 162H131V164H130ZM134 162V163H133ZM174 162V163H173ZM210 162L211 163H214L213 164V166H214V168H213V166H210ZM90 163L91 164H93L94 163V165H96V166H94V165H92V167H91V165H90ZM98 163H100L99 165L100 166H98L97 164ZM117 163H118V165L120 166H118L117 165ZM125 163V164H124ZM103 164V165H102ZM110 164V165H109ZM116 164V165H115ZM175 164V165H174ZM177 164H179V162H177ZM82 167H81V166ZM108 165V166H107ZM113 165V166H112ZM131 165V166H130ZM134 166V168H132L133 166ZM212 165V164H211ZM93 166L96 168H98L99 170V172L97 173V169H95V168H93ZM105 166H107V168H105ZM117 166V167H116ZM123 166V167H122ZM125 166V167H124ZM128 166H130V167H128ZM136 166V167H135ZM176 166V167H175ZM77 167V168H76ZM89 169H88V168ZM91 167V168H90ZM102 167V168H101ZM103 167H104V169H103ZM115 167V168H114ZM128 167V168H127ZM138 167V168H137ZM212 167V168H211ZM219 169H221V167H222V165L220 164L219 165ZM14 169H15V167H13ZM13 168H9V170L7 171V170H4V171H0V194L2 193V191L4 190V188H5V186H6V184H7V181H8V179L7 178H9L10 176H12V172H14V169ZM71 168H72V171H71ZM87 168V169H86ZM101 168V169H100ZM127 170H126V169ZM136 168V169H135ZM168 168V169H167ZM172 168H175L174 169V171H173V169ZM68 169H70V171L68 170ZM81 169V170H80ZM84 169H85V171H84ZM90 169H94L93 171L91 170V172H90ZM105 169H108L107 170V172H106V170ZM113 169V170H112ZM114 169L116 170V172L117 173H115L114 172ZM130 169H131V171H130ZM132 169L134 170V171H132ZM74 170H76V171H74ZM80 170V171H79ZM89 170V172L87 173V171ZM96 170V171H95ZM102 170H104V173H102L103 171ZM138 170V171H137ZM168 170V171H167ZM170 170V171H169ZM6 171V172H5ZM110 171V172H109ZM136 171H137V173H136ZM175 171H177V172H175ZM4 172V173H3ZM72 172V174H73V176H72V174H70ZM79 172L81 173V174H79ZM82 172H84L83 173V176L84 177H86V178H84V177H82ZM93 172H94V174H93ZM96 172V173H95ZM105 172L107 173V174H105ZM136 173L135 175H134V173ZM138 172H139V174H138ZM146 172V173H145ZM167 172V173H166ZM9 173V175H7ZM10 173H12V174H10ZM79 174L81 177H79V175H77V174ZM86 173V174H85ZM100 173V174H99ZM102 173V174H101ZM141 173V174H140ZM143 173H144V176H143ZM172 173V174H171ZM175 173V174H174ZM91 174H93V175H91ZM96 174V175H95ZM99 174V175H98ZM148 174V175H147ZM174 174V175H173ZM210 174V173H209ZM98 175V176H97ZM137 175H138V177H137ZM140 175H142V177H141V180H140ZM75 176V177H74ZM87 176H89V178L87 177ZM92 176H94V177H96V178H92ZM104 176V177H103ZM111 176V177H110ZM115 176V177H114ZM137 178H136V177ZM146 176V177H145ZM172 176V177H171ZM211 177H212V175H210ZM70 177V178H69ZM71 177H72V179H71ZM82 178L83 180H78V178ZM100 177L102 178V179H100ZM106 177H108V178H106ZM113 177V178H112ZM120 177V178H119ZM88 178V179H87ZM98 178H99V180H98ZM105 178V179H104ZM144 178V179H143ZM71 179V180H70ZM84 179H86V180H84ZM112 179V180H111ZM139 179V180H138ZM143 179V180H142ZM162 179V180H161ZM4 180V181H3ZM115 180H117L116 181V183H115ZM146 180V181H145ZM148 180V181H147ZM68 181V182H67ZM70 181V182H69ZM71 181H73V182H71ZM76 182V184L77 183H79V184H74L75 182ZM77 181H79V182H77ZM83 181V182H82ZM92 181H94V182H92ZM110 181V182H109ZM139 181H141V182H139ZM153 182V184H152V182ZM80 182H81V184H80ZM105 182V183H104ZM108 182V183H107ZM113 184H112V183ZM126 182V183H125ZM136 182H137V184H136ZM139 182V183H138ZM149 182V183H148ZM181 182V183H180ZM3 183V184H2ZM69 183V184H68ZM73 183V184H72ZM97 183V184H96ZM100 183H102V184H100ZM179 183V184H178ZM2 184V185H1ZM67 184V185H66ZM71 184H72V187L73 188H71ZM105 186H104V185ZM110 184V185H109ZM113 186H112V185ZM115 184V185H114ZM116 184H117V186H116ZM74 185V186H73ZM80 185V186H79ZM87 185H88V188H87ZM96 186V188H94L95 186ZM66 186V187H65ZM68 186V187H67ZM69 186H70V188H69ZM79 186V187H78ZM107 186V187H106ZM61 189H60V188ZM84 188V191H83V195L84 196H82V197H79V198H77V195H76V193H78L79 192V188ZM168 187V188H167ZM172 187V188H171ZM74 188H75V192L74 193H72V191H74ZM78 188V189H77ZM86 188V189H85ZM93 188V189H92ZM105 188H106V190H105ZM108 188V189H107ZM127 188V189H126ZM175 190H174V189ZM177 188V189H176ZM56 189H58V190H56ZM60 189V190H59ZM70 189H72V190H70ZM77 189V190H76ZM88 189V190H87ZM94 189H96V190H94ZM111 189H112V191H111ZM123 189V190H122ZM162 189H163V191H162ZM237 189V188H236ZM62 190V191H61ZM83 190V189H82ZM90 190V191H89ZM108 190H110V191H108ZM165 190V191H164ZM167 190V191H166ZM172 190V191H171ZM178 191V193L180 194H178L177 193V191ZM57 191V192H56ZM88 191V192H87ZM92 191V192H91ZM94 191V192H93ZM174 191H176V193H174ZM232 191H234V190H232ZM232 191H229V193H231L232 194ZM60 192V193H59ZM87 192V193H86ZM89 192H91V193H89ZM107 194H106V193ZM113 192V193H112ZM165 192V193H164ZM63 193V194H62ZM86 193V194H85ZM105 193V194H104ZM111 193V194H110ZM120 193V194H119ZM122 193V194H121ZM228 192H227V194H229ZM89 194V195H88ZM102 194V195H101ZM104 194V195H103ZM116 194V195H115ZM172 194V195H171ZM221 194V193H220ZM226 193L224 194L223 192H222V194L220 195V196H223V198L224 197H227L228 195H227ZM231 194H229V197H230V195ZM249 194L250 193H248V192H245V195L246 196H249ZM73 195H76V196H73ZM105 195H106V197H105ZM113 195V196H112ZM116 197H115V196ZM129 195V196H128ZM171 195V196H170ZM174 195V196H173ZM85 196H89V197H85ZM102 196V197H101ZM180 196V197H179ZM75 197V198H74ZM100 197H101V199H100ZM55 198V199H54ZM103 198H104V201H103ZM219 198H222V197H219ZM249 200H248V199ZM183 199V200H182ZM248 201H247V200ZM46 200H49V201H46ZM54 200V201H53ZM56 200H58V201H56ZM70 201V202H69ZM117 201V202H116ZM127 201V202H126ZM182 201V202H181ZM186 201V202H185ZM244 201H246L248 204H250V205H255L256 207L258 206V205H260L259 206V208L261 207L262 209H259V208H257V209H259V210H263V206L261 205V203L260 202H258L257 201V204H251L252 202H254V203H256V200H253L250 196L249 197H246L245 198V200ZM52 202H53V204H52ZM55 202V203H54ZM68 202V203H67ZM119 202V203H118ZM145 202V203H144ZM185 202V203H184ZM13 203V204H12ZM12 203L10 204V206H11V208L12 209H14V207L16 208L17 206H18V203L17 202H13L12 201ZM17 203V204H16ZM72 203H74V205L72 204ZM84 203V204H83ZM183 203V204H182ZM187 203V204H186ZM16 204V205H15ZM45 204V205H44ZM72 205V206H70V205ZM79 204V205H78ZM103 204V205H102ZM140 204H143V205H140ZM84 205V206H83ZM99 205H100V208L98 209L97 207H99ZM47 206H49L48 208H47ZM68 206V207H67ZM181 206V207H180ZM190 206V205H189ZM255 206H253V207H255ZM73 207H75L76 208V211H75V208H73ZM117 207H118V209H117ZM112 208V209H111ZM114 208V209H113ZM43 209V210H42ZM63 209V208H62ZM101 209H104V210H101ZM109 211H108V210ZM47 212H46V211ZM64 210V209H63ZM120 210V211H119ZM264 211V210H263ZM104 212V213H103ZM107 212H108V214H107ZM39 213V214H38ZM96 213H97V215H96ZM118 213V214H117ZM41 214V215H40ZM82 216H81V215ZM106 215V217H104V215ZM110 214V215H109ZM113 216H112V215ZM99 215H101V216H99ZM89 216V217H88ZM107 216H109V218H107ZM87 217L88 218H90V220L89 219H87ZM110 217H113V218H110ZM4 216L1 214L0 215V223L4 220ZM38 218V219H37ZM79 218H80V220H79ZM85 220H84V219ZM117 218V219H116ZM88 221H87V220ZM122 219V220H121ZM133 219V220H132ZM187 219V220H186ZM192 221V223H191V221ZM42 220H44V221H46V222H44V221H42ZM48 220H50L49 219V216H48ZM84 220V221H83ZM110 220V221H109ZM138 220V221H137ZM186 220V221H185ZM35 221L37 222V223H35ZM41 221H42V223H41ZM92 222V223H91ZM43 223H45V224H43ZM85 223V224H86ZM132 223V224H131ZM33 224V225H32ZM40 224H42V225H40ZM197 224V225H196ZM199 224V225H198ZM200 224H201V226H200ZM29 225H30V227H29ZM40 225V226H39ZM43 225H45V226H43ZM94 225V226H93ZM102 225V226H101ZM127 225H128V227H127ZM193 225V226H192ZM196 225V226H195ZM35 226H36V228H35ZM91 226V227H90ZM123 226H125L124 228H123ZM130 226V227H129ZM134 226V227H133ZM199 228H198V227ZM42 227V228H41ZM84 227V226H83ZM94 227V228H93ZM117 227V228H116ZM121 227H122V229H121ZM30 228V229H29ZM33 228V229H32ZM45 228V229H44ZM175 228H177V229H175ZM43 229V230H42ZM91 229V230H90ZM114 229V230H113ZM115 229H118V230H115ZM124 229V231H122ZM93 230V231H92ZM126 230H128V231H126ZM153 230H155V231H153ZM42 231V233H40ZM113 231H114V233H113ZM152 231V232H151ZM175 231V232H174ZM178 231V232H177ZM33 232V233H32ZM92 232H94V233H92ZM117 232V233H116ZM120 232V233H119ZM39 233V234H38ZM144 233H146V235L144 234ZM77 234H78V232H77ZM129 234V235H128ZM121 235V236H120ZM131 235V236H130ZM261 235V236H260ZM23 236L27 239V242H26V240H25V238H23ZM97 236V237H96ZM126 238H124V237ZM167 236V237H166ZM176 236V237H175ZM28 237V238H27ZM38 237V236H37ZM103 238L102 240L104 241H102V240H100V238ZM121 237V239L119 240L118 238H120ZM132 237V238H131ZM162 237V238H161ZM259 237L260 238H262L263 240H264V237H263V235H262V233H260L259 234ZM96 238V239H95ZM97 238H99L98 239V241H97ZM153 238V239H152ZM157 238V239H156ZM161 238V239H160ZM78 239V238H77ZM84 239H86V241L84 240ZM93 239V240H92ZM32 240V242H30ZM138 240V241H137ZM151 240V241H150ZM166 240V241H165ZM23 241V242H22ZM75 241H76V238H75ZM81 241V242H80ZM100 241H102V243L100 242ZM117 241H119V242H117ZM134 241V242H133ZM140 241H142V243L140 242ZM163 241V242H162ZM165 241V242H164ZM183 241V242H182ZM91 242V243H90ZM129 242V243H128ZM140 242V243H139ZM155 242H157V243H155ZM172 242V243H171ZM182 242V243H181ZM26 243V244H25ZM73 243V242H72ZM71 243V244H72ZM84 243V244H83ZM87 245H86V244ZM105 243V244H104ZM119 244L117 247H116V245L117 244ZM138 243V244H137ZM161 243V244H160ZM165 243V244H164ZM140 244H142V245H140ZM14 245V246H13ZM17 245V246H16ZM91 245V246H90ZM138 245H139V247H138ZM162 245H163V247H162ZM165 245H167L168 247H166ZM23 246V247H22ZM115 246V247H114ZM131 246H137V248H131ZM14 247V248H13ZM106 247V246H105ZM113 247V248H112ZM128 247V248H127ZM130 247V248H129ZM152 247V248H151ZM170 247V248H169ZM203 247V248H202ZM23 248V249H22ZM116 248V249H115ZM150 248V251L148 250ZM166 248V249H165ZM177 248V249H176ZM217 248V249H216ZM220 248V249H219ZM8 249H11V250H8ZM85 249V248H84ZM113 249V250H112ZM118 249V250H117ZM126 249V250H125ZM137 249V250H136ZM203 249V250H202ZM209 249V250H208ZM216 249V250H215ZM233 249H234V251H233ZM16 250V251H15ZM144 250V251H143ZM148 250V251H147ZM157 250H161L159 253L160 254H158V252H157ZM163 250V251H162ZM177 250V251H176ZM181 250V251H180ZM200 250V251H199ZM215 250V251H214ZM222 250L224 251V252H222ZM232 250V251H231ZM7 251V252H6ZM172 251V252H171ZM214 251L215 252V254H214V252L212 253V252ZM239 251V252H238ZM10 252H12V253H10ZM19 254H18V253ZM113 252V253H112ZM117 252V253H116ZM129 252H130V255H129ZM150 253V254H148V253ZM153 252H157V254L156 253H153ZM145 253V254H144ZM148 255H147V254ZM174 253V254H173ZM197 253H198V255H197ZM218 253V254H217ZM221 253V254H220ZM231 253V254H230ZM232 253H234L233 254V256H232ZM237 253V254H236ZM11 254V255H10ZM121 254V255H120ZM124 254V255H123ZM132 254V255H131ZM142 254V255H141ZM151 254H152V256H151ZM155 254L158 256H155ZM162 254V255H161ZM164 254V255H163ZM223 254V255H222ZM137 255V256H136ZM145 255V256H144ZM147 255V256H146ZM177 255V256H176ZM202 255V256H201ZM114 256V257H113ZM122 256V257H121ZM125 256V257H124ZM128 256V257H127ZM130 256V257H129ZM135 258H134V257ZM159 256H161V257H159ZM164 256V257H163ZM167 256V257H166ZM174 256V257H173ZM192 256V257H191ZM225 256H226V258H225ZM235 256H237L236 258H235ZM114 259V261H113V259ZM123 257H124V259L126 258V260L125 261H127V262H125V261H123L124 259H123ZM155 257H156V259H155ZM163 257V258H162ZM212 257V258H211ZM14 258V259H13ZM137 258V259H136ZM158 258V259H157ZM159 258H161V259H159ZM165 258V259H164ZM10 259V260H9ZM110 259H112V261L110 260ZM122 259V260H121ZM128 259V260H127ZM134 261H133V260ZM155 259V260H154ZM168 259V260H167ZM170 259H171V261H170ZM176 261H175V260ZM197 259H199V260H197ZM226 259H227V261H226ZM233 259V260H232ZM13 260V261H12ZM160 260V261H159ZM219 260V261H218ZM119 261V262H118ZM122 261H123V263H122ZM129 261V262H128ZM166 261V262H165ZM170 261V262H169ZM183 261V262H182ZM234 261V262H233ZM110 262V263H109ZM130 262H132V263H130ZM165 262V263H164ZM203 262V263H202ZM11 263V264H12ZM32 263V262H31ZM31 263H28V264H31ZM34 264V263H33ZM104 264V263H103ZM257 264H260V262L259 263H257ZM262 264V263H261Z\"/></svg>","mask_w":264,"mask_h":264}]
</instances>
